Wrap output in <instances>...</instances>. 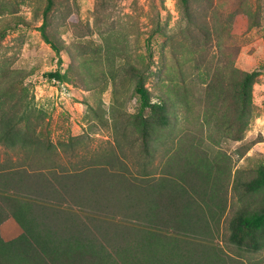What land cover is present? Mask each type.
<instances>
[{
    "label": "rangeland",
    "instance_id": "374dc122",
    "mask_svg": "<svg viewBox=\"0 0 264 264\" xmlns=\"http://www.w3.org/2000/svg\"><path fill=\"white\" fill-rule=\"evenodd\" d=\"M47 3L0 0V32L12 28L0 37V78L15 85L14 119L48 131L56 151L49 165L42 154L39 161L7 145L0 119V170L113 169L117 155L132 173L160 178L202 155L214 161V178L226 181L215 241L236 264H264V247L248 252L228 241L234 211L247 200L264 204V190L244 198L234 187L238 175L251 178L264 162V0H192L190 14L181 0H54L45 15ZM57 68L64 80L43 75ZM255 70L240 116V81ZM140 81L170 115L148 159L133 122Z\"/></svg>",
    "mask_w": 264,
    "mask_h": 264
},
{
    "label": "trees",
    "instance_id": "16d2710c",
    "mask_svg": "<svg viewBox=\"0 0 264 264\" xmlns=\"http://www.w3.org/2000/svg\"><path fill=\"white\" fill-rule=\"evenodd\" d=\"M181 1L190 14L192 0ZM53 5L54 0H48L45 15ZM8 29L11 26L0 37ZM42 34L61 62L60 48L44 26ZM128 71L133 73L134 66ZM256 73H246L240 81V102L245 105L240 116L246 112L249 86ZM43 75L66 78L59 68ZM3 81L0 78L1 141L23 147L38 160L42 154L51 165L56 148L48 131L35 124L24 127L14 119L18 115L17 97L11 93L15 85ZM136 92L142 103L133 122L148 159L154 134L169 125L170 115L165 100L153 101L142 81ZM109 161L115 169L100 163L84 172L64 174L45 167L0 170V264H236L215 241L227 208V191L223 175L214 178V161L200 155L180 172L160 178L132 173L117 155ZM234 187L244 198L264 190V162L255 176L238 175ZM228 227V241L239 250L262 249L263 202H244L229 218Z\"/></svg>",
    "mask_w": 264,
    "mask_h": 264
}]
</instances>
